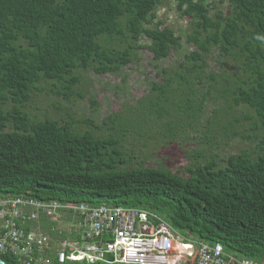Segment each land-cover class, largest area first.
<instances>
[{"label":"trees","instance_id":"obj_1","mask_svg":"<svg viewBox=\"0 0 264 264\" xmlns=\"http://www.w3.org/2000/svg\"><path fill=\"white\" fill-rule=\"evenodd\" d=\"M160 1L0 0V197L136 207L183 235L264 262V0H228L225 14L207 0H174L190 20L186 40L195 49L178 66L161 68V82L150 88L157 99L173 88L194 91L217 50L240 70L231 82L221 77L222 86L233 106L251 110L243 117L259 130L261 153L241 150L223 165L213 154L183 175L153 166L119 169L129 159L119 138L80 131L69 113L57 120L27 111L42 83L70 89L80 70L118 72L133 61L142 36L154 60L178 49L172 29L160 21L149 27ZM52 225L41 228L53 236ZM0 259L20 264L8 254Z\"/></svg>","mask_w":264,"mask_h":264},{"label":"rangeland","instance_id":"obj_2","mask_svg":"<svg viewBox=\"0 0 264 264\" xmlns=\"http://www.w3.org/2000/svg\"><path fill=\"white\" fill-rule=\"evenodd\" d=\"M207 2L227 13L228 0ZM155 15L149 27L160 21L162 27L180 37V47L168 57L154 60L148 48L150 41L142 36L133 61L118 72L80 70L79 81L70 89L61 82L42 83L28 104L29 115L61 120L67 119L69 113L78 130L91 128L96 136L119 138L120 148L129 157L119 169L153 166L183 175L187 165L201 163L213 154L223 165L230 154L241 150L261 153L260 132L243 117L251 110L233 106L222 86L227 85L221 77L229 76L231 82L240 70L231 61L218 57L217 50H211L207 57L206 74L202 83L194 84V91L173 88L160 99L156 98L157 92H151L152 82H161L157 75L161 68L178 66L184 55L195 49L186 40L192 31L190 20L176 9L174 0H161Z\"/></svg>","mask_w":264,"mask_h":264},{"label":"built area","instance_id":"obj_3","mask_svg":"<svg viewBox=\"0 0 264 264\" xmlns=\"http://www.w3.org/2000/svg\"><path fill=\"white\" fill-rule=\"evenodd\" d=\"M0 254L20 264H264L183 235L144 209L25 197H0Z\"/></svg>","mask_w":264,"mask_h":264},{"label":"water","instance_id":"obj_4","mask_svg":"<svg viewBox=\"0 0 264 264\" xmlns=\"http://www.w3.org/2000/svg\"><path fill=\"white\" fill-rule=\"evenodd\" d=\"M0 264H6L3 260L0 259Z\"/></svg>","mask_w":264,"mask_h":264},{"label":"bare ground","instance_id":"obj_5","mask_svg":"<svg viewBox=\"0 0 264 264\" xmlns=\"http://www.w3.org/2000/svg\"><path fill=\"white\" fill-rule=\"evenodd\" d=\"M19 84V83H18Z\"/></svg>","mask_w":264,"mask_h":264}]
</instances>
